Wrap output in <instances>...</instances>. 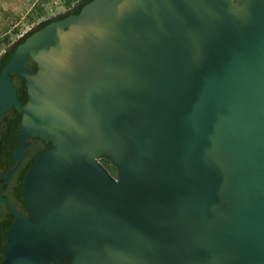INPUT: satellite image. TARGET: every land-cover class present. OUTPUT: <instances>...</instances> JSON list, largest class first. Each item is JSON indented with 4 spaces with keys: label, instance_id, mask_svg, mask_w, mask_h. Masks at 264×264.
<instances>
[{
    "label": "water",
    "instance_id": "obj_1",
    "mask_svg": "<svg viewBox=\"0 0 264 264\" xmlns=\"http://www.w3.org/2000/svg\"><path fill=\"white\" fill-rule=\"evenodd\" d=\"M9 108L88 264H264V0H90L3 59Z\"/></svg>",
    "mask_w": 264,
    "mask_h": 264
},
{
    "label": "flooded vegetation",
    "instance_id": "obj_2",
    "mask_svg": "<svg viewBox=\"0 0 264 264\" xmlns=\"http://www.w3.org/2000/svg\"><path fill=\"white\" fill-rule=\"evenodd\" d=\"M26 65L34 71L31 61ZM23 93L18 80L20 102ZM20 121L21 114L13 108L0 115V264H88L83 218L70 193L50 199L39 180L33 182L36 170L51 158L45 156L54 143L34 136L17 140ZM96 162L115 179L117 169L109 160L100 157Z\"/></svg>",
    "mask_w": 264,
    "mask_h": 264
},
{
    "label": "rangeland",
    "instance_id": "obj_3",
    "mask_svg": "<svg viewBox=\"0 0 264 264\" xmlns=\"http://www.w3.org/2000/svg\"><path fill=\"white\" fill-rule=\"evenodd\" d=\"M81 0H0V65L24 37L72 14Z\"/></svg>",
    "mask_w": 264,
    "mask_h": 264
},
{
    "label": "trees",
    "instance_id": "obj_4",
    "mask_svg": "<svg viewBox=\"0 0 264 264\" xmlns=\"http://www.w3.org/2000/svg\"><path fill=\"white\" fill-rule=\"evenodd\" d=\"M88 1H90V0H81V2L79 3V5L75 8V11H74V12H76V11H77L82 5H84V4L87 3ZM74 12H73V13H74ZM8 54H9V52H8ZM10 79H11V83H12V85H13L15 91L17 92V97H18V80L15 79L12 75H10ZM21 90H22V89H21ZM21 93H22V91L20 92L19 99H21V98H20V97H21Z\"/></svg>",
    "mask_w": 264,
    "mask_h": 264
}]
</instances>
